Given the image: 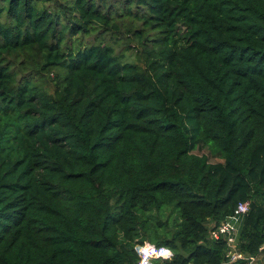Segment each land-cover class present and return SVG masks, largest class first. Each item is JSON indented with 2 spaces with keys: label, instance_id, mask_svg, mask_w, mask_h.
Returning a JSON list of instances; mask_svg holds the SVG:
<instances>
[{
  "label": "trees",
  "instance_id": "trees-1",
  "mask_svg": "<svg viewBox=\"0 0 264 264\" xmlns=\"http://www.w3.org/2000/svg\"><path fill=\"white\" fill-rule=\"evenodd\" d=\"M247 200L260 256L264 0H0V264H222Z\"/></svg>",
  "mask_w": 264,
  "mask_h": 264
},
{
  "label": "built area",
  "instance_id": "built-area-1",
  "mask_svg": "<svg viewBox=\"0 0 264 264\" xmlns=\"http://www.w3.org/2000/svg\"><path fill=\"white\" fill-rule=\"evenodd\" d=\"M250 201H240L234 209V220H223L220 224H213L210 230L211 238H224L227 242V256L222 264H232L239 260H246L248 264H256L259 256L247 255L239 249L238 235L243 216L250 210ZM264 250V245L260 248ZM135 250L138 254L136 264L164 263L171 258L168 249L163 245H157L149 241L137 243Z\"/></svg>",
  "mask_w": 264,
  "mask_h": 264
},
{
  "label": "rangeland",
  "instance_id": "rangeland-1",
  "mask_svg": "<svg viewBox=\"0 0 264 264\" xmlns=\"http://www.w3.org/2000/svg\"><path fill=\"white\" fill-rule=\"evenodd\" d=\"M142 10V9H141ZM131 21V18H130V20H129V22ZM133 25L135 26V27H138V26H140L141 25V23L139 22V21H135L134 23H133ZM121 27H124L123 25H121ZM124 31V30H123ZM125 32V31H124ZM107 37V41H109L110 43H113V40H112V38L108 35V36H106ZM153 38V37H152ZM93 40V38L91 37V38H86V42H88V41H92ZM123 41L121 40H119L116 44H115V46H116V48H117V50H123L124 52L127 50L126 49V45L125 44H128V43H130V44H132L131 46L133 47L134 46V44L136 45V48H137V50H138V52L135 50H129L128 52H127V54H128V60H130V61H133V62H137V63H139V64H141L142 62L141 61H139V59H138V57L139 56H142L143 55V53H142V51H143V46H142V44L139 42V40L138 39H134V36H131L130 37V39H127L126 40V42L127 43H122ZM134 43V44H133ZM149 43V46H152L154 43H151V42H148ZM198 154H204V153H206V154H208V151L207 150H197L196 151ZM211 159V161H218L217 159H215V158H210ZM172 214L173 213H175V211H173V212H171ZM155 215H159L162 219H164L165 220V218H166V215L165 216H162V214L161 213H157V212H155L154 213ZM172 216H176L175 214H173ZM171 216V217H172ZM169 224L170 225H174L175 224V222H173L172 223V221H170L169 220ZM145 241H149V240H145ZM150 242V241H149ZM155 244V243H154ZM256 264H264V253H262L260 256H259V260L257 261V263Z\"/></svg>",
  "mask_w": 264,
  "mask_h": 264
}]
</instances>
